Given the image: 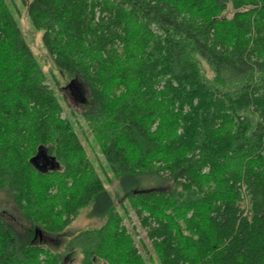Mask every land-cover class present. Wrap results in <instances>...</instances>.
I'll return each mask as SVG.
<instances>
[{"label":"trees","instance_id":"trees-1","mask_svg":"<svg viewBox=\"0 0 264 264\" xmlns=\"http://www.w3.org/2000/svg\"><path fill=\"white\" fill-rule=\"evenodd\" d=\"M26 6L57 67L89 90L87 139L118 190L0 0V189L37 232H63L86 208L104 220L51 252L0 217V264H264V0ZM162 174L169 190L142 189Z\"/></svg>","mask_w":264,"mask_h":264},{"label":"rangeland","instance_id":"rangeland-1","mask_svg":"<svg viewBox=\"0 0 264 264\" xmlns=\"http://www.w3.org/2000/svg\"><path fill=\"white\" fill-rule=\"evenodd\" d=\"M10 2L13 14L18 22V25L24 35V38L32 50L39 65L44 70L48 77V82L53 85L54 82H58L57 94L60 98L65 97V103L68 108H71L76 114L77 119L81 120L82 126L78 128L84 141L87 143V152L89 157L101 175L106 186L111 192L118 190V181L113 179L110 170L100 153V150L96 143L89 141L87 138L90 136V131L87 129L85 121L83 120V114L89 112L92 109V99L90 98V92L86 85L80 79H74L69 82V76L57 67L53 57L48 52L43 43V31L37 29L32 24V21L27 13L26 2L30 0H8ZM234 10L231 6L225 11L224 15L230 17ZM202 74L205 78L210 77V72L206 63L199 62ZM63 100V99H61ZM69 113V110H65V115ZM42 166L50 164L48 160L43 159ZM154 183H144L142 189H156L159 191H166L171 188V181L167 179V176L162 174L158 177H153ZM116 202H120L123 195L116 197ZM91 208L84 209L66 228L60 233H42L37 232L38 229H32L30 224L26 221L22 212L15 206L13 198L10 193L0 189V217L7 221L10 227L21 237L27 239L28 242L37 243L43 245L51 252H59L63 249V245L75 234L85 229H92L99 227L103 224L104 220L96 215H89ZM126 224L129 228L137 234V240L145 237V232L137 226L135 230L134 226L137 224V217L134 212L130 213L129 218L126 220ZM145 255V251L142 252ZM147 256V255H146ZM65 264H80V258L76 256H68Z\"/></svg>","mask_w":264,"mask_h":264}]
</instances>
